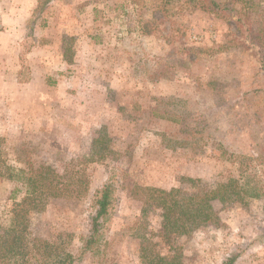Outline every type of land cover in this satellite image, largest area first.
I'll return each instance as SVG.
<instances>
[{
  "label": "rangeland",
  "instance_id": "obj_1",
  "mask_svg": "<svg viewBox=\"0 0 264 264\" xmlns=\"http://www.w3.org/2000/svg\"><path fill=\"white\" fill-rule=\"evenodd\" d=\"M218 1L0 0L6 163L48 166L72 191L30 214L19 264H40L42 241L78 255L109 181L104 234L75 264H142V238L167 251L137 187L215 212L179 239L181 264H264V0ZM233 178L243 201H211ZM18 187L0 179V236Z\"/></svg>",
  "mask_w": 264,
  "mask_h": 264
},
{
  "label": "trees",
  "instance_id": "obj_2",
  "mask_svg": "<svg viewBox=\"0 0 264 264\" xmlns=\"http://www.w3.org/2000/svg\"><path fill=\"white\" fill-rule=\"evenodd\" d=\"M195 1V0H192ZM208 4L209 11L217 14L222 4L218 0H197ZM7 150L4 140L0 138V179L18 183L19 187L12 191L9 199L13 201L10 210V223L2 230L0 236L1 260L5 264H19L17 258H25L27 253L26 241L23 234L27 232L32 212L38 213L44 209L47 201L53 197L67 196L69 191L60 176L54 173L48 166L35 170L15 168L8 165ZM142 194L141 216L145 217L150 208L155 207L161 212V238L167 251H156L153 244L142 238L139 247V260L142 264H181L182 255L178 241L187 237L209 222L216 220L215 212L210 205L205 208H196L191 195L175 196L166 194L164 190L154 187H137ZM248 193L244 184L238 179H229L225 183L217 184L212 189L210 200H237ZM137 194V193H136ZM19 196V197H18ZM18 197V199H17ZM18 200V201H16ZM115 201V187L109 181L98 189L92 197L94 215L91 218L89 234L82 240V249L78 255L60 249L58 244L42 241L39 245L40 264H75L88 251H91L97 241L103 236L106 222L113 211ZM1 230V228H0ZM41 249V251H40ZM237 256L226 260L222 264H234Z\"/></svg>",
  "mask_w": 264,
  "mask_h": 264
},
{
  "label": "crops",
  "instance_id": "obj_3",
  "mask_svg": "<svg viewBox=\"0 0 264 264\" xmlns=\"http://www.w3.org/2000/svg\"><path fill=\"white\" fill-rule=\"evenodd\" d=\"M13 23V22H12Z\"/></svg>",
  "mask_w": 264,
  "mask_h": 264
}]
</instances>
